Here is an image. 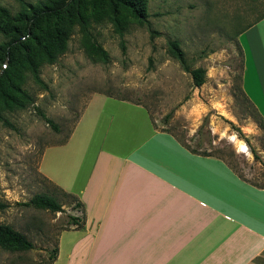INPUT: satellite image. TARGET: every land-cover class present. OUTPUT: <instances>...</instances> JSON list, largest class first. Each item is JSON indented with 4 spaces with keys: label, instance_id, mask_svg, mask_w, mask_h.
<instances>
[{
    "label": "rangeland",
    "instance_id": "obj_1",
    "mask_svg": "<svg viewBox=\"0 0 264 264\" xmlns=\"http://www.w3.org/2000/svg\"><path fill=\"white\" fill-rule=\"evenodd\" d=\"M139 1L136 14L109 0H0L8 13L0 15V225L32 244L0 240V264H42L68 216L81 215L39 160L66 140L94 93L139 102L157 128L218 151L243 179L264 185V115L242 87V30L264 17V0ZM198 67L205 74L196 86L187 69ZM40 193L54 195L61 211L28 204Z\"/></svg>",
    "mask_w": 264,
    "mask_h": 264
},
{
    "label": "crops",
    "instance_id": "obj_2",
    "mask_svg": "<svg viewBox=\"0 0 264 264\" xmlns=\"http://www.w3.org/2000/svg\"><path fill=\"white\" fill-rule=\"evenodd\" d=\"M242 37V87L264 115V17ZM39 172L85 213L48 264H259L264 253V187L191 152L140 103L92 94Z\"/></svg>",
    "mask_w": 264,
    "mask_h": 264
},
{
    "label": "trees",
    "instance_id": "obj_3",
    "mask_svg": "<svg viewBox=\"0 0 264 264\" xmlns=\"http://www.w3.org/2000/svg\"><path fill=\"white\" fill-rule=\"evenodd\" d=\"M112 4H119L122 6L127 7L132 13H136L138 14L140 11H143L144 9V3L139 1V0H109ZM0 15L1 16H8L7 10L0 6ZM263 18V17H262ZM261 19V18H259ZM258 19V20H259ZM34 21H36V18L33 19L32 22L28 23V27L31 28ZM257 21V20H256ZM255 21V22H256ZM252 24V23H251ZM251 24L247 25L242 31H244L247 27H249ZM90 48L92 51L96 52L103 60L107 59V53L104 49H102L100 46L95 45L94 43H90L89 44ZM179 58H181V56H179ZM27 63L30 67V70L34 76L35 81L37 82H41L39 76H38V69L37 66L33 60L32 57H27ZM187 69V68H186ZM188 72L190 73L192 79H193V83L196 86H199L203 83L204 80V74L205 71L203 68L198 67V68H194V69H187ZM11 84V83H10ZM13 84V83H12ZM12 89L15 92L20 93L21 95H25V92L18 86L16 85H11ZM2 95H4L3 92H1ZM117 99H124V100H129L132 101L126 97H115ZM132 102H136V101H132ZM139 103V102H136ZM39 110V109H38ZM40 114L42 115V117L45 119V121L51 125L56 131H58V127L56 126V124L53 123V121L49 118H47L43 113L40 112ZM197 133H201V128H199L197 130ZM68 137V136H67ZM174 137L184 146H186L191 152L194 153H200V154H204V155H215L219 158H221L223 161H225V163L240 177L242 178L235 170L234 168L231 166V164H229V162H227L223 157L219 156L217 154L218 151H212V150H202L201 142L195 143L192 146L188 145L187 143L182 142L181 140H179L175 135ZM67 139V138H66ZM64 142V141H63ZM243 179V178H242ZM255 186L258 187H264V185H257L255 183H252L246 179H243ZM66 196H69L71 198V203L73 202L76 206H78L79 208H81V215L77 216V215H69L68 216V220H67V227L64 229H70L72 227L74 228H81L84 224L85 221V213L83 211L81 202L76 198V196H74L71 193L65 192ZM28 204L33 205L34 207L37 208H43V209H49L52 212H57V211H61V206L62 204L57 200V198L52 195V194H48V193H40V194H35L28 202ZM0 240L2 241H10V242H14L15 244H17L18 248L21 249H30L32 247V244L30 241H28L26 239V237L21 234L18 231L13 230L12 228H10L7 225H0ZM57 254V246L53 248V251L49 254L47 260L45 262H43L42 264H48L50 262H52ZM260 256H258L255 261H257L259 264H262L260 261Z\"/></svg>",
    "mask_w": 264,
    "mask_h": 264
}]
</instances>
